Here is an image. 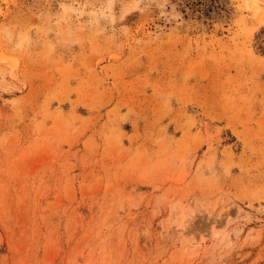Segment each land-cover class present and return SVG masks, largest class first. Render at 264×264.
<instances>
[{
  "label": "rangeland",
  "instance_id": "1",
  "mask_svg": "<svg viewBox=\"0 0 264 264\" xmlns=\"http://www.w3.org/2000/svg\"><path fill=\"white\" fill-rule=\"evenodd\" d=\"M0 264H264V0H0Z\"/></svg>",
  "mask_w": 264,
  "mask_h": 264
},
{
  "label": "bare ground",
  "instance_id": "2",
  "mask_svg": "<svg viewBox=\"0 0 264 264\" xmlns=\"http://www.w3.org/2000/svg\"><path fill=\"white\" fill-rule=\"evenodd\" d=\"M150 15V14H149ZM196 109V108H195ZM195 109H192L193 111L192 112H196L197 111V109L195 110ZM196 114V113H195Z\"/></svg>",
  "mask_w": 264,
  "mask_h": 264
}]
</instances>
